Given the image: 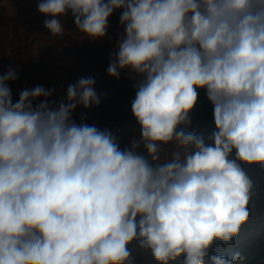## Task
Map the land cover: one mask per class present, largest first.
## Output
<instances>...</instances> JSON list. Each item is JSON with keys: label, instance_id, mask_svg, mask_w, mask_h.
I'll return each mask as SVG.
<instances>
[{"label": "clouds", "instance_id": "obj_1", "mask_svg": "<svg viewBox=\"0 0 264 264\" xmlns=\"http://www.w3.org/2000/svg\"><path fill=\"white\" fill-rule=\"evenodd\" d=\"M37 9L51 35L71 15L93 40L120 11L106 71L135 79L140 139L121 149L111 130L75 122L77 107L100 104L94 77L58 102L39 85L14 102L18 74H0V264H134L133 243L159 264H244L239 250L212 246L232 245L251 215L255 185L242 165L264 170V0H38ZM198 89L213 106L207 136L192 128Z\"/></svg>", "mask_w": 264, "mask_h": 264}, {"label": "trees", "instance_id": "obj_2", "mask_svg": "<svg viewBox=\"0 0 264 264\" xmlns=\"http://www.w3.org/2000/svg\"><path fill=\"white\" fill-rule=\"evenodd\" d=\"M49 17H36L26 15L24 13L16 15L14 18H3L7 20L14 28H22L28 26L31 28L37 22L38 28H45L44 20ZM16 25V26H15ZM57 49L66 51L65 47L57 44H48L39 52L37 62H31L24 66L21 73L18 75V81L21 85H27L32 81H47L48 57ZM78 58L82 55L86 57L88 63L99 69H106L108 64L100 58L97 52L92 49L90 52H84L81 48H76ZM39 74V76H38ZM35 76H38L35 78ZM131 81L136 82L133 78L128 80L121 78L120 80L102 87L97 94L100 97V104L93 105L87 109L81 108L77 114H73V119L77 124L87 123L96 125L100 129H109L112 131L114 125L125 117L131 121L132 114L131 104L135 99L136 90L131 86ZM199 100L192 112V128L197 131H203L205 135H210L215 130L213 119V106L208 101L206 91L198 89ZM19 98V94L17 95ZM121 149L128 147L132 142L129 138L122 136L117 137ZM144 151L143 146L139 149ZM175 150L174 144L162 146L161 158L162 161L170 157L171 151ZM146 154V153H145ZM234 156V153H233ZM249 177L253 180L255 189L252 200L249 204L251 215L248 221L242 226L240 234L234 238L232 245H224L223 242L217 241L212 246V251L220 254H231L233 251L239 250L244 256V264H257L258 261L264 259V170L259 165H242ZM133 252L134 264H159L148 251L140 250L135 243L130 245ZM178 259L173 264H180Z\"/></svg>", "mask_w": 264, "mask_h": 264}, {"label": "rangeland", "instance_id": "obj_3", "mask_svg": "<svg viewBox=\"0 0 264 264\" xmlns=\"http://www.w3.org/2000/svg\"><path fill=\"white\" fill-rule=\"evenodd\" d=\"M20 14H22V12L17 13V15ZM26 15L28 16V14ZM119 17L120 11H116L109 18L107 37L103 40H93L84 36L83 33L76 29L71 15L62 18V23L64 24V34L59 36L58 41L52 44L60 45L65 47L67 50L63 51L62 49H57V51L48 57L47 81H32L27 85H22L21 87L31 89L39 85L49 89H54L51 99L58 102L60 99L66 97L67 87L70 84L75 83L81 77H94L96 80V92H98L105 85L116 82L121 78L132 80L133 78H130L129 73L126 70L121 72L119 79L109 76L106 71L107 68L99 69L92 66L87 62L84 55L78 58L75 50L77 47L81 48L84 52H90V50L94 49L100 58L109 65L110 52L115 48L118 39L123 36V28L119 23ZM21 52L24 53L23 48H21ZM38 76H35V78ZM134 85L135 83L131 81V86L135 89ZM81 108L82 106L77 107L73 114H77ZM128 117H131L132 120L129 121L127 117H125V120H121L114 125L112 132L116 137L125 136L131 141L139 140V125L133 116V113L128 115Z\"/></svg>", "mask_w": 264, "mask_h": 264}, {"label": "crops", "instance_id": "obj_4", "mask_svg": "<svg viewBox=\"0 0 264 264\" xmlns=\"http://www.w3.org/2000/svg\"><path fill=\"white\" fill-rule=\"evenodd\" d=\"M38 0H0V74L10 68L19 75L23 67L30 62H37L40 50L58 41L59 36H53L46 28H38L37 22L29 28H14L3 18H14L18 12L26 13L37 19L42 18L37 9ZM24 49V53L21 52ZM18 81L10 82L14 102L17 95L25 89Z\"/></svg>", "mask_w": 264, "mask_h": 264}]
</instances>
